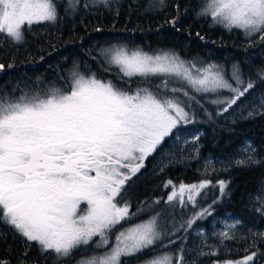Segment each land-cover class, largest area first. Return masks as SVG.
Wrapping results in <instances>:
<instances>
[{"label":"snow or ice","instance_id":"6c2138e0","mask_svg":"<svg viewBox=\"0 0 264 264\" xmlns=\"http://www.w3.org/2000/svg\"><path fill=\"white\" fill-rule=\"evenodd\" d=\"M80 2L67 0L65 13H75ZM62 4L64 0H0V34L20 43L23 25L55 22ZM100 5L109 6V0H84L86 9ZM197 15L210 16L214 25L228 31L242 30L246 39L258 36L264 41V0H204ZM99 56L109 65L105 71L116 67L117 79L129 86L135 82L137 87L123 88L112 80L98 79L95 73L85 76L76 66L69 74L67 92L50 86L21 90L19 96H0V222L35 242L42 255L51 253L56 264H66L74 252L87 251L89 246L92 253L81 256L76 264H129L125 258L138 257L163 237L175 236L182 229L187 232L196 220L211 215V205L199 207L196 200L211 185L210 180L181 183L179 193L169 180L164 187L173 186V191L165 201L169 206L165 211L189 204L198 210L171 232L161 230L159 213L129 224L143 211H131L126 199L129 181L166 137L181 139V128L197 122L198 108L212 118L198 97L215 105L220 116L255 87V81L243 78L239 65L232 66L231 77L226 79L222 66L184 60L172 51L149 53L113 45L102 48ZM3 67L0 64V69ZM133 77L139 79L133 81ZM258 77L264 80V71ZM155 80L159 83L153 90L150 85ZM258 115H264V95L244 118ZM198 139V135L193 137V141ZM241 151L242 158L230 162L234 166L260 163L251 142ZM216 171L206 162L204 174ZM228 183L219 180L212 187L218 185L223 196ZM260 191L264 192V187ZM186 192L187 201L183 199ZM256 199L260 205L257 211L264 215V199L259 195ZM82 204L86 207L81 208ZM239 223H227L224 230L213 233L219 245H207L204 233L198 231L201 247L193 251L197 256H214L221 248L227 249L225 241L237 238ZM257 236L264 237V233L253 234ZM169 243L176 241L170 239ZM205 247L210 251L205 252ZM184 253L181 245L175 254L154 256L144 264H173V259L185 264ZM255 256L253 252L241 260L214 264H250Z\"/></svg>","mask_w":264,"mask_h":264},{"label":"trees","instance_id":"16d2710c","mask_svg":"<svg viewBox=\"0 0 264 264\" xmlns=\"http://www.w3.org/2000/svg\"><path fill=\"white\" fill-rule=\"evenodd\" d=\"M203 3L204 0H163L162 4L160 0L150 4L147 0H115L109 1L107 7L100 5L86 9L84 0H81L75 13L66 14L67 4L64 1L58 6L55 22L23 25L22 42L14 43L10 37L5 38V34H0V64L4 66L0 69V96H19L21 90L32 91L50 86L67 92L70 88L69 74L76 66L85 76L95 73L98 79L112 80L120 87L135 89V82L129 86L117 79L118 68L105 71L109 65L99 56L102 48L124 45L149 53L172 51L184 60L219 65L226 79L231 77L232 66L239 65L243 78L255 81V87L234 106L238 109L254 104L264 91V80L258 77V73L264 71V41L258 36L246 39L240 30L228 31L220 25H214L210 16H198ZM173 20L176 23L171 26ZM131 79L136 81L139 78ZM158 83L159 80H155L150 87L155 90ZM198 99L212 113V118L209 119L203 109L198 108L197 122L191 124L199 133L197 161L169 165L162 161L148 163L133 178L127 199L133 205L147 196L152 188L157 187L156 182L164 178L185 183L210 180L211 185L203 190V202L212 205L217 217L227 214L233 221L240 223L236 230L237 238L225 242L227 249H222V254L199 257L195 260L196 264L241 260L253 252L256 256L250 264H264V237H253L254 233H264V215L257 211L260 205L256 199L257 195L264 199V192L260 191L264 187V115L254 119H245L247 115L238 118L227 113L217 116L215 105L206 103L203 96ZM193 105L195 107V102ZM247 142L255 147L259 164L250 167L219 165V159L238 156ZM207 158L213 159L217 171L206 175L204 161ZM219 180L229 182L223 196L218 185L212 187ZM191 210L194 212L198 209ZM187 219L188 214L181 220ZM184 234L182 229L172 238L161 241V245L170 239L181 245ZM175 244L166 248L174 252ZM158 248L155 246L138 254V257L125 259L129 264H138L150 256V251L155 254ZM81 256H85V251L78 249L66 264H75ZM0 263L56 264L51 253L42 255L35 242L27 241L2 222Z\"/></svg>","mask_w":264,"mask_h":264},{"label":"rangeland","instance_id":"374dc122","mask_svg":"<svg viewBox=\"0 0 264 264\" xmlns=\"http://www.w3.org/2000/svg\"><path fill=\"white\" fill-rule=\"evenodd\" d=\"M65 3L67 4V0H64ZM109 1H115V0H109ZM148 3H153L154 0H147ZM234 30H239V29H235ZM242 31V30H240ZM222 95H228L227 92H222ZM264 95V91L263 93L256 99V102L254 104H250V105H246L242 108H235V106L233 105L232 108L229 109V111L227 112L228 115L230 116H235V117H242V116H246L248 111L251 110L259 101V98ZM193 126L191 124H188L186 126H184L183 128H181L180 132H181V139L179 141H175L173 139V137H166L165 141L162 143V145L159 148H161L162 150V154L164 155L163 158V163L165 162L166 165L171 164L174 161H179V162H196L198 159V154H199V146H198V140L193 141V137L199 135L198 131L195 130L194 128H192ZM169 140V141H168ZM187 140V143H184V141ZM246 146V145H245ZM244 146V147H245ZM243 147V148H244ZM241 148V150L243 149ZM197 149H198V153H197ZM239 151L238 156L231 158V159H219V165L223 166V167H231L234 166L233 164H231L230 162L235 160V159H240L242 158V151ZM246 155V154H245ZM256 156V155H255ZM161 157V154H160ZM194 158L192 161L190 160L191 158ZM257 158V157H256ZM206 164V162L208 163L209 168H215L216 167V163L213 161L212 158H207L204 161ZM164 168V167H163ZM162 169V168H161ZM160 173V171H158ZM134 178V177H133ZM162 180V185L160 188H155V189H159L160 191V197L159 200L160 203L159 204H154L153 202L156 201V199H150L147 200V202H143L141 203L144 199H140L136 202H134L132 205L131 202V211L132 212H136L137 210H134V208H143V211L137 216L135 217L132 221H129V224H138L141 221H147L149 220L152 216H156L157 213H159L160 215V226H161V230L163 232H171L173 231L175 228H178L180 223L183 221L181 220L184 216H186L187 214L189 215V218L192 216L193 210H191L193 207L191 204L188 205L187 208H181V207H177V209L172 212V211H165L166 209L169 208L168 205L165 204V201L167 200V197L169 194H171V192L173 191V186H175V189L177 191V193H179V185L181 183L185 184V185H191L193 183H199L197 182H192V183H185L184 181L180 180V181H176L173 179H169V178H164L161 179ZM171 180L173 182V186H169L168 188H165L164 185ZM160 181V180H159ZM130 182V181H129ZM127 187V186H126ZM206 189V188H205ZM205 189H203L205 191ZM203 190L201 191L199 196H196V200L198 203L199 207H208L211 204H205L203 201ZM150 194V193H149ZM180 199L179 194L177 195V201ZM183 199L185 201H187V192L184 194ZM199 200V202H198ZM176 201H174L175 203ZM143 204H146L145 207H142ZM149 205H152L151 207H149ZM86 207L85 204L81 205V208ZM233 222V220L230 218L229 215L225 214L224 216H222L221 218L217 217L215 215V212L212 209V205H211V215H208L205 219H199L196 220V222L194 224H192L191 228L188 229L187 232H185L182 241L180 240V242H182L181 245H183L185 247V253H184V257H185V264H191L193 260H196L199 257H203V256H197L196 255V251H199V248L201 247V237L197 235L198 231H202L204 233V236L207 238V245L209 246H213V245H219V240L218 238L213 235L214 232L218 233L222 230H224V228L226 227L227 223ZM124 222H122L123 224ZM206 223V224H205ZM205 224V226H204ZM121 226L118 225L117 228H120ZM115 230L113 232V236L112 239H115ZM165 238H169V236H165L162 238L161 241H163ZM170 238H172L170 236ZM185 239H186V243H185ZM161 241H158L157 244L153 245L152 247L159 245V250L156 251L155 254H151L150 251V256L148 258H146L144 261L154 257V256H159V255H163L165 253H172L175 254L177 252V250L181 247V245L178 244V242H176V246H175V251L172 252L171 249H167L169 245L172 244V246H174V243H165L163 245H161ZM232 241V240H229ZM226 242V241H225ZM165 245H167V248L165 247ZM151 249V248H150ZM147 249V250H150ZM196 251H193V250ZM224 248H221L219 253L217 255L211 256V257H216L221 253V250ZM161 250V251H160ZM93 249L91 248V246L88 247V250L85 251V256H88L92 253ZM146 251V250H145ZM204 251H210V247H205ZM81 258V257H80ZM79 258V259H80ZM144 261L139 262L138 264H144ZM76 264V263H75ZM173 264H176L175 259H173Z\"/></svg>","mask_w":264,"mask_h":264},{"label":"flooded vegetation","instance_id":"af4514ba","mask_svg":"<svg viewBox=\"0 0 264 264\" xmlns=\"http://www.w3.org/2000/svg\"><path fill=\"white\" fill-rule=\"evenodd\" d=\"M160 154H161V157H160ZM163 158H164V155L162 154L161 148L157 149V151L155 153H153L152 156L148 157V159L145 161V167L143 169H141V171L139 173H137V175L134 177V179L148 166V163L153 162V161H156V162L160 163L161 161H163ZM193 159L194 158L192 157L190 160L192 161ZM174 162H179V161H174ZM174 162H172V163H174ZM185 162H187V161H185ZM185 162H183V163H185ZM192 162H194V161H192ZM171 166H174V165H171ZM134 179L132 178V181H130L129 184H131ZM150 183H153V182H150ZM157 185L161 187L162 180L156 182V186ZM149 193H147L148 194L147 196L141 198V199H144L141 203L147 202V200H150V199H152V200L156 199L157 200L160 197H162V196H160L159 189L152 188V190H150ZM133 205H135V204H133ZM145 205L146 204H143L142 207L145 206ZM134 210H137V208H134L133 211Z\"/></svg>","mask_w":264,"mask_h":264},{"label":"water","instance_id":"95a60500","mask_svg":"<svg viewBox=\"0 0 264 264\" xmlns=\"http://www.w3.org/2000/svg\"><path fill=\"white\" fill-rule=\"evenodd\" d=\"M171 26H173V24H171ZM0 264H5V263H0Z\"/></svg>","mask_w":264,"mask_h":264}]
</instances>
